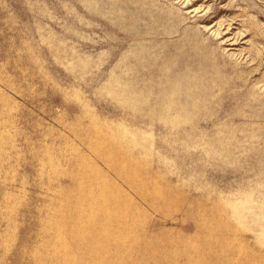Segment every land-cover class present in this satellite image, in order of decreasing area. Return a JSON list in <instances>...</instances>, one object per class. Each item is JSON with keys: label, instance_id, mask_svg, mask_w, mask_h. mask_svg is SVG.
I'll return each instance as SVG.
<instances>
[{"label": "rangeland", "instance_id": "1", "mask_svg": "<svg viewBox=\"0 0 264 264\" xmlns=\"http://www.w3.org/2000/svg\"><path fill=\"white\" fill-rule=\"evenodd\" d=\"M0 264H264V0H0Z\"/></svg>", "mask_w": 264, "mask_h": 264}]
</instances>
